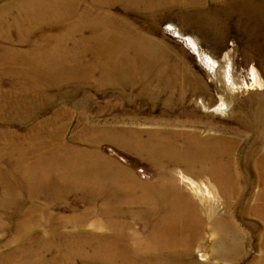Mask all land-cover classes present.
<instances>
[{"label":"rangeland","instance_id":"374dc122","mask_svg":"<svg viewBox=\"0 0 264 264\" xmlns=\"http://www.w3.org/2000/svg\"><path fill=\"white\" fill-rule=\"evenodd\" d=\"M21 1L0 0V27H5V23H12L11 20L14 19L15 14L14 8ZM91 1L59 0L57 2L63 4L60 8L63 14L67 13L68 6L73 4L72 14L75 15V13L86 9ZM108 2L111 5L110 8H105L108 16L106 28L99 31L93 29L89 31V28H86L83 34L76 36V39L79 41L88 38L89 42L81 43L79 41L78 50L69 55L75 54L73 59L66 61L69 56H64V59L61 58L54 67L47 68L41 77L30 80L17 79L12 75L11 66L16 58L14 53L27 51L29 45H33V41L37 40L39 36L51 33L54 36L61 34V30L68 26L69 22L64 21L60 24L57 21L50 25L49 20L56 18L57 10V12L38 15L32 31H30V23L27 20L16 26L18 28L14 26L7 30L0 28V89L15 91L13 94L0 96V262L15 253L17 262L21 261L18 264H27L23 263V259H20L22 257L31 258L30 264L47 263L60 258L64 253L61 254L57 251L62 248L65 249L66 256L75 257L74 253H70L72 246L79 248L85 242L94 243L97 246V241L88 242L86 237L96 238L105 230L104 226L107 221H105L106 216H103L102 213H104L105 204L107 205L106 195L92 197V194L87 190L76 193L74 186L64 183L66 179L70 180L69 175L63 171L57 172L56 169L52 173L54 177L52 175L45 177L48 179V185H41L38 180L41 176H38L39 173L35 171L30 172L28 169L30 167L52 164V162L57 165L59 163L73 165L77 159H81L80 155H83L82 165L86 170L83 174L79 173L78 180L93 179L92 177L98 175L97 169H104L107 164L99 157L89 154L96 149V154L101 155L102 158L117 164L119 168L131 169L141 180L152 182L157 178V175L152 172L151 162L136 155L132 150H124L118 144L105 140L107 135H114L117 131H122L123 128L131 129V127L141 132L160 130L155 128L161 127L165 131L175 130L179 128L177 126L179 122L191 118L208 123V127L197 128V130H201L202 134L211 133L239 138L242 143L239 142V144L243 147L241 151L245 152L252 150V144L259 134V131L252 127L256 120L251 113L258 110L257 104L262 102L264 104V0H209L197 6L189 5L187 0H109ZM128 3L132 5L128 6ZM4 15L8 17L5 18ZM169 28H173L175 31ZM176 32H179L183 37L190 36L195 39L201 55L195 54V51L183 38L176 37ZM123 36L138 37L144 42L149 41L152 46L154 44L157 57L165 60L164 65L160 61L155 66L153 69L155 74L161 70L165 71L166 77L167 75L181 76V79L176 82L177 86L181 88L185 87L184 75L190 82L200 83V90L198 89L195 95L186 100V106L183 109L169 110L164 107L162 103L169 97L168 94L161 95L159 100L155 101V105L153 101V103L149 101L147 94L149 88L157 86L160 81L157 80V76L146 80L139 74L136 79H133L135 80L133 83L128 79L121 81L110 76L112 68H115L113 70L116 76H121L123 75L121 72H133L130 70V66L137 68L148 63L138 61V65H124L125 62L122 60L130 48L125 43L120 45L122 44L120 38ZM99 50H101L100 53ZM202 55L211 57L218 63L219 69L211 66V63H208L205 56L203 58ZM103 68H106L105 82L104 79L102 80L103 73L100 72L103 71ZM252 72L256 73V76L254 75L256 78ZM177 96L176 93L175 97ZM200 99L206 105L205 109L195 105ZM221 105L224 107L222 112L215 110ZM182 111L191 112L195 117L181 116ZM185 129L194 130L195 128L185 127ZM93 136L94 139H92ZM58 146H63L64 149L70 151V157H67L65 161L57 157V160L55 158L37 159V156L46 152V149ZM261 148L264 152V143ZM18 150H27L25 156H21ZM63 157L66 158V156ZM17 166L23 168H17ZM257 172L254 165V167L248 168L245 175L251 181H255L258 177ZM175 173L178 180L181 183L184 182L183 185L188 191L191 189H189V184L180 178L181 173L198 185L205 184L206 187L208 185L206 180L188 176L182 167L176 168ZM55 174L61 176L64 182L56 180ZM23 176L28 178H23ZM17 181H20V184L23 183L19 185ZM53 183L55 184L53 185ZM70 186H72V190ZM50 187L53 190L59 188V195H55L54 192L50 194L52 191ZM259 190L258 188L248 190L243 197V203L253 207V204L256 203L254 197ZM38 193L39 195H37ZM210 193L207 197L215 200L217 207L222 211L223 200L215 190L213 191L214 197L212 192ZM150 199L153 200L154 195L149 196ZM243 203L235 204L234 222L239 226L251 225L261 228L262 224L255 217L238 213L246 205ZM51 204L54 205L51 206ZM151 206L153 207L150 203L145 205L139 203L131 210L136 211L138 215ZM125 210H128L126 206ZM37 212L39 213L36 214ZM84 216H88L87 219ZM79 219H84L80 223H84V231H79L81 227L77 225ZM119 220L126 221L129 225L128 234L136 238L129 242L132 246L134 244L137 246V243H149L154 222L145 224L142 220L139 222L138 219L134 222L131 218ZM119 220L117 219V221ZM15 222L17 223L15 224ZM117 223L119 224V222ZM27 225H29L28 228H31L30 230L25 228ZM24 230L31 232V235H25ZM87 234L89 236H86ZM248 234L254 236L253 233L248 232ZM250 240L247 253L239 260L232 262L233 264H252L259 259L261 242L256 237H250ZM131 245L130 247H132ZM205 246L207 244H203L195 253V262L199 264H230L216 260L213 255H210V252L203 248ZM99 247L100 244L97 247L93 246L95 250L91 247L90 250L83 251L85 256L84 254L81 257L76 256L72 264H89L84 261L94 255L103 259L104 254ZM20 250H26V252ZM141 252L138 248L136 256H141ZM202 259L205 260L202 261ZM33 260L35 261L33 262Z\"/></svg>","mask_w":264,"mask_h":264},{"label":"bare ground","instance_id":"6f19581e","mask_svg":"<svg viewBox=\"0 0 264 264\" xmlns=\"http://www.w3.org/2000/svg\"><path fill=\"white\" fill-rule=\"evenodd\" d=\"M57 1L56 0H22L21 2H18L16 7L14 8L15 14L13 17L14 19L11 20L12 23L10 22L8 24L5 23L6 28L2 26L0 27L3 30L5 29L7 30L12 26L18 28L16 26L27 20L30 23V31H32L34 22L36 18H38V15L57 12V10H58V14L57 16H55L56 18L49 20L50 25L57 21H59L60 24L64 21L69 22L68 26H65V28L62 30L60 29L62 32L61 34H56L54 36L51 33V34L39 36L37 40L33 41L34 42L33 45H29V49L27 51H23L22 53L21 52L16 53L17 52L16 51L14 53L16 54V58L13 60L14 62L11 66V73L15 78L30 80L35 77H41L47 68L54 67L55 63H59L61 58L64 59V56H69L71 53L77 51L79 41L81 43L89 42L88 38L86 39L83 38V40L81 39L78 41L76 39V36L78 34H83L86 28H89V31L90 30L92 31V29L94 31H99L106 28L108 16L106 14L107 10L105 11V8L106 7L110 8L111 4L108 2L109 0H101V1L92 0L90 4L86 7V9H84L79 13L74 12L75 15L72 14V11L74 10L73 4L68 6L67 13L63 14V12L60 10L63 4H60ZM208 1L209 0H187L188 4L191 6H195V5L197 6L199 4H203ZM127 5L131 6L132 4L128 3ZM6 17L8 16L6 15ZM169 29L175 31V29L173 28H169ZM120 35L118 36L120 37ZM175 36L183 38L187 42V44L191 46V48L195 51V54H198L199 56L201 55L199 45L197 44L195 39H192L190 36L183 37L179 32H176ZM120 41L122 43L120 45H123V43H125V45H127L130 48L129 51L126 53L125 58L122 60L123 62H125L124 64L125 66H130L132 64L138 65L139 64L137 63L138 61L142 63L144 62H148V63L145 66H141L137 68L130 66L131 69L130 68L129 69L133 71L132 73L131 72L123 73L120 70L121 74H123L121 76H116L115 71L113 70L115 68H112L111 70L112 73L110 76L116 80L120 79L121 81L124 79H128L132 83L135 81L133 79H136L139 74L146 80L152 76L154 77L157 76V80H160L159 83H157V86H151L149 88V92L147 93L149 101L151 102L153 101L154 103L153 102L152 103L154 105H155V101L159 100L161 95L168 94L169 97L166 98V100L162 103V105L169 110H172L173 108L183 109V107L186 106V100L190 96L195 95L198 89L200 90L199 87L200 83L190 82V80L187 79L188 77L186 75H184L183 77L185 87L181 88L177 86L176 83L181 79V76L173 75L172 77L171 75H167L166 77L165 71H161V70H159L155 74V72H153L155 66L158 65L160 61L164 65L165 60L157 57L154 44L152 46V43H150L149 41L144 42L142 39L138 37H131V36H123L120 38ZM100 51L101 50H99V53ZM74 56L75 54L67 57L66 61L73 59ZM202 56L203 58L205 56V59L208 61V63L209 62L211 63V66L213 65V67L218 68V63L215 62L211 57L207 55H202ZM161 69L164 70L163 68ZM105 70L106 68H103V71H100L101 73H103L102 80L104 79V82H105V78H104ZM254 75L256 76V73H253V76ZM13 93H15L13 89H9L7 91H5L4 89H0V96H2L3 94L7 95ZM176 93L178 94L177 97H175ZM195 105H198V107H201L203 109L206 108L205 107L206 105L203 103L202 99L197 100ZM257 105H258V110L253 111L251 114L256 120L255 122H253L252 127L256 128L259 131V134L256 137V141H254V143L252 144L251 151H245V152L241 151L243 147L239 144L240 139L235 138V136L228 137L227 135L224 136V135L211 134V133L202 134L201 130H197V128H202L203 126L208 127V123H206V121L191 119V118H188V120L185 119L186 121L184 122H179L177 124L179 128H176L175 130L165 131L162 130L161 127V128H155L160 130L153 129L150 131L147 130V132L144 131L141 132L136 128L131 127V129L128 128L124 129L122 127L123 132L117 131L116 133H114L115 136L111 134L107 135L105 140H109L115 144H118V146L123 148L124 150L126 149L132 150L136 155L143 157L151 162L152 172L156 173L157 175V178L154 179V181L152 182L141 180L136 176V174L131 169L119 168L117 164L102 158L101 155L99 156L98 154H96L97 153L96 149L91 152L89 150L90 153L89 152L87 153H89L92 156L99 157L100 159H102V161L107 162V164H106V168L104 169L100 168L101 170L97 169L98 175L92 177L93 179L87 178L86 180H80V179L78 180L79 173L83 174L85 173L86 170L82 165L83 155H80L81 159H77L76 163H74L73 165L60 164L59 162H58L59 164L57 165L55 162L54 163L52 162V164L37 165L35 167H30L28 169L30 172L35 171L39 173L38 176L41 177L38 180L39 183H41V185L42 184L48 185L47 184L48 179H46L45 177L51 176L54 170L56 169L57 172L63 171L66 175H69V179H70V180L66 179L64 182V179L61 176H58L59 175L58 173V175L55 174L57 176L56 180H60L66 184H70L74 186L75 187L74 190H76V193L77 191L87 190L90 194H92V197H99L101 195L103 196L106 195L107 205L105 204L103 209L104 213H102L103 216H106L105 221H107L104 226L105 230L103 231V233L98 234L96 238H93V236L86 237L89 240L88 242L97 241V246H99L100 244L101 248L99 247V249L103 251L104 258L100 259L95 257V255L90 257L91 256L90 255L89 256L90 258L84 261L86 263L89 264H199L194 260V256H196L195 253L197 252V250L201 248L203 244H207V246L203 248L206 251L210 252L211 256L213 255L216 260H220L221 262H227L231 264L232 262L239 260L241 257H243V255L247 253L249 243H251L250 237L253 238L256 237L261 242V246H259L261 249V254L259 259L253 262L252 264H264V152L262 151L261 148L262 143H264V104L262 102ZM222 106L223 105H221L220 108L215 110H217L218 112H222V110L224 109V107ZM181 113H182L181 116L184 117H188V116L195 117L191 112L182 111ZM230 113L228 114L230 115ZM185 127L195 128V129L187 130L185 129ZM234 134L238 136L236 133ZM92 139H94V136L92 137ZM26 151L27 150H18V153L21 156H25ZM63 156H66V158ZM56 157L59 158L60 160L64 159L65 161L67 157H70V151L64 149L63 146H58L56 148L46 149V152H43V154L41 153L39 156H37V159L49 160L55 158L57 160ZM254 165L256 170L258 171L257 172L258 177L255 181H251L245 174L248 171V168L251 166L254 167ZM19 167L17 166V168ZM178 167L184 168V172L192 178L203 181L206 180L209 187L208 185L206 187L205 184L198 185L197 183H194L193 181L187 179L186 176L184 177V175H182L181 173L180 178L185 180V182L189 184V189H191L192 192L188 191L183 185L184 182L181 183L176 176L175 170ZM15 170L17 171V169ZM110 175L112 177L111 179H110ZM14 176L16 175L14 174ZM23 178H28V177L23 176ZM53 182H55L54 179ZM21 184L19 183V185ZM54 184L55 183H53V185ZM72 186H70L71 190H72ZM15 187L17 186L15 185ZM33 187L35 186L33 185ZM254 188L256 189L258 188L260 190L258 191L256 197H254L255 198L254 201H256V203L253 204V207H249V205L243 203L244 201L243 197L248 190H252ZM51 190L52 191L50 192V194L54 192L55 195L56 194L59 195V188H56L55 190H53L52 188ZM214 190L216 191L217 195L220 196V198L223 200L224 208L222 209V211L221 209H219V207H217L215 200H211L209 197H207L209 196V194H211L210 192H212V196H213ZM18 195L20 196V194ZM37 195H39V193ZM151 195H154L153 200L151 199L149 200V196ZM240 202L246 205L238 213L241 215L255 217L256 219L259 220V223L262 224L261 228H255L251 225H246V227H244L243 225L239 226L234 222L235 212L233 210L235 204L237 205V203ZM248 202L250 201L248 200ZM139 203H143V205L150 203L151 205H153V207L152 206L147 207V209L145 210L143 209L144 212L139 213L137 215L136 211L134 212L131 209L133 208V206ZM37 204L38 203H36V205ZM52 205L54 204H51V206ZM125 206L128 209L127 211L125 210ZM38 213L39 212H37L36 214ZM87 217L88 216H84V218L86 219ZM121 218L124 219L131 218L132 221L134 222L138 221L139 219V222L140 220H142L145 224H147L148 222L149 223L154 222L152 234L149 237V243L147 244L137 243V246L135 244L134 246H132L129 242L132 241L133 239L136 240V238H133V236H130L128 234L129 225L126 223V221L121 222L119 220ZM117 219L119 221H117ZM83 220L84 219L78 220L79 224L77 225L81 226L79 228V231L85 230L84 223L80 224L81 222H83ZM117 222H119V224ZM16 223L17 222H15V224ZM28 227L29 225L25 226V228ZM30 229L31 228H28V230ZM248 232L253 233L254 236H249ZM24 234L30 236L31 232H26L24 230ZM93 235L96 234L93 233ZM86 236H89V234H87ZM61 237L62 236H60V238ZM128 243L132 247H130ZM93 246L97 247L95 246L94 243L91 244L86 242L83 246L80 245L79 248H77V246H72L70 249V253L71 252L74 253L75 257L66 256L65 253L66 251L64 248L58 249L57 251L58 253L61 254L64 253L60 258L51 261L48 260L49 262L45 263L44 259L41 258L40 256L41 260H43L44 262L41 264H72L75 261L74 258H76V256H80V257L83 256L84 254L83 251H86L88 249L90 250V248L91 247L93 248ZM138 248H140V250L142 251L141 256H136ZM93 249L95 250V248ZM20 251L26 252V250H20ZM4 252L6 251L4 250ZM93 254L94 252L92 253V255ZM16 258L17 257H15V253H13L11 257L4 258L0 262V264H18L19 262H21L20 260L17 262L18 259ZM20 259H23L22 260L23 263H27V264L31 263L30 262L31 258L28 259L27 257L26 258L22 257ZM205 259H202V261ZM34 261L35 260H33V262Z\"/></svg>","mask_w":264,"mask_h":264}]
</instances>
